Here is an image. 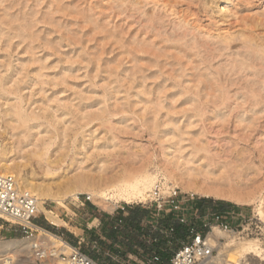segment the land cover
Returning <instances> with one entry per match:
<instances>
[{
	"label": "rangeland",
	"instance_id": "rangeland-1",
	"mask_svg": "<svg viewBox=\"0 0 264 264\" xmlns=\"http://www.w3.org/2000/svg\"><path fill=\"white\" fill-rule=\"evenodd\" d=\"M195 1L200 7L189 0H0V146L38 184L143 168L192 174L195 185L212 181L252 199L235 205L193 195L240 212L242 218L226 220L235 232L219 242L256 240L264 248V221L253 201L258 194L264 199V60L243 45L255 35L254 44L264 41V32L250 30L264 17V0H234L226 13H217L211 0ZM77 197L91 203L79 194L45 207L68 225ZM147 200L117 206L153 215L142 207ZM158 219L179 231L162 249L169 259L185 229L168 213ZM36 221L65 230L43 215ZM23 239L0 219V243ZM81 251L100 258L89 244ZM22 261L47 263L36 255Z\"/></svg>",
	"mask_w": 264,
	"mask_h": 264
},
{
	"label": "bare ground",
	"instance_id": "bare-ground-1",
	"mask_svg": "<svg viewBox=\"0 0 264 264\" xmlns=\"http://www.w3.org/2000/svg\"><path fill=\"white\" fill-rule=\"evenodd\" d=\"M233 2L234 0H224L222 6H217L214 3V0H211V3L215 8L214 10L217 13H226L227 5L233 4ZM189 3H194L196 7H200L199 3L195 0H189ZM167 5L169 4H162L161 6L162 8H165ZM201 6L205 9L204 6H206V4L202 3ZM208 8L211 10L212 7ZM198 10L200 11L201 9L199 8ZM195 15L198 20V14L196 11ZM152 18L150 17V19ZM150 19L148 21L151 22ZM155 19H157V17ZM154 21L157 20H153V22ZM250 30L251 33L254 34L257 31L264 32V17L252 23ZM182 37L181 40L186 36L183 35ZM256 38H260L259 35L246 37L243 41V45L244 47L246 46L245 48L251 49L254 52H261L260 54L264 57V41H262L261 44H254ZM263 57L262 59L264 60ZM13 162L14 161L11 162L9 160L7 150L0 146V166L3 171L11 174L15 178L16 184L20 190L28 192L36 197L38 201V211L54 226H60L64 223L52 210L47 209L45 204L47 202L61 204L68 198H76L79 194L86 195L92 204L108 212L113 211L120 202L125 204L144 202L151 197L153 189L157 186L159 187V191L166 189H180L184 193L229 201L235 205H243L247 201V203H249L250 200L248 194V198L240 197L241 195L238 196L233 194V191H225L224 189L217 187L216 184V186L213 185L214 182L211 184L212 181H209L210 184L206 185H195V183L191 181V179H194L195 177L192 178V174L181 173L180 177H177L174 174L169 173L167 169H154L150 172L143 168L139 171H135V173L119 174H113L112 171V174H110L108 170H102L97 174L80 172L78 175H75L73 178L71 177V179L66 180L63 183L60 181L61 183L59 182L58 184H38L33 177L29 178L22 172L21 165H17ZM51 171L52 170L47 169L46 176L52 174ZM258 195H255L257 196L255 197L256 200L253 198L254 195L251 196V198L254 199L253 201H257V206L255 207L257 212L256 215H258L261 222H263L264 199L262 196L259 197ZM250 201H252V199ZM39 231L45 234L36 235L31 239H23L21 242L0 243V264H21L23 262L22 260H25L26 255L40 256L41 259H45L47 263L52 262L59 264V254L67 255L69 252L67 246L68 243L66 244V242H63L43 230ZM226 236L227 234L222 230L216 227L212 229L210 234L211 245L213 250L215 249L218 252V256H212L206 264H264V248L261 247L262 245H259V241L235 242L233 241V238L229 237L231 240L228 239L230 240L228 244L226 243V245H223L219 242V239H223ZM20 243H26V246L18 249L19 255L10 254V252L14 250L13 248L17 247ZM18 256H21V260L16 261L15 258Z\"/></svg>",
	"mask_w": 264,
	"mask_h": 264
},
{
	"label": "built area",
	"instance_id": "built-area-1",
	"mask_svg": "<svg viewBox=\"0 0 264 264\" xmlns=\"http://www.w3.org/2000/svg\"><path fill=\"white\" fill-rule=\"evenodd\" d=\"M78 199L77 197V202ZM86 199L89 201L87 197ZM194 200L193 195L182 197L175 189L161 194L157 186L153 189L146 204L142 206L146 205V208L152 209L156 218L163 217L167 213L174 216L175 222L185 229V239L180 241V246L169 259L168 264H206L213 256L214 251L210 239L213 227L229 234L235 232L234 228L223 221L217 213L210 212L203 219L196 215L188 217L185 213V204ZM83 206L84 203L79 201L75 207L80 208ZM126 208L127 205H119L112 212H124ZM39 215L43 214L38 211L36 197L20 190L15 178L11 174L5 173L0 166V219L14 227H18L24 238L31 239L40 233L39 230H43L35 223ZM122 226L123 219L116 217L111 225V230L119 232ZM160 233L166 239H169L175 233V227L166 225V227H161ZM156 241L154 238L151 240L152 243H156ZM67 246L69 252L67 255L59 254V264H97L92 258L83 253L79 246L69 244ZM93 249L98 250L96 244ZM159 263L160 257L156 253H151L150 256L142 258V264Z\"/></svg>",
	"mask_w": 264,
	"mask_h": 264
},
{
	"label": "crops",
	"instance_id": "crops-1",
	"mask_svg": "<svg viewBox=\"0 0 264 264\" xmlns=\"http://www.w3.org/2000/svg\"><path fill=\"white\" fill-rule=\"evenodd\" d=\"M198 200H200V198L187 204V206H190L192 211L189 217L196 215L203 219L204 216L212 212L219 214L225 222H228L226 220L234 219V216L235 218H242L240 212H237V210H235L236 208L230 204L229 207H216L213 204L214 202L206 200V202L201 203ZM95 207L96 206L92 203L84 204V206L79 208L77 211L79 216L73 212L72 216L67 218L68 225L62 220L65 224H63L64 226L62 227H64L65 230L55 229V234L53 235L69 245L79 246L80 249L89 244L91 245L92 250H94L93 246L96 244L98 250L95 251L100 253V258L94 257L84 251L82 252L92 258L95 262H97V264H142V258H144V256H150L151 253L159 255V264H168L170 258L167 259L165 257L162 249L165 250V248H168V245L171 244V239H175V233L169 239H166L160 233L161 227L164 226L161 223L162 221L155 217V212L152 209L153 215L151 212L145 210L142 211L134 209L128 211L129 208H126L124 212L109 213L99 211L97 210V207ZM137 213L138 215L140 213L142 215V218H139V220H137V217L140 216L136 217ZM64 217L66 218L65 215ZM116 217L123 219V226L119 232H113L111 230V225ZM175 224L180 226L176 222ZM65 226H68L75 231L73 232ZM151 228L153 232L149 230ZM43 230L49 233V231L45 229ZM93 237L96 241L92 240ZM153 238L157 240L156 243L151 242ZM184 239L185 235L179 238L181 241ZM103 241L110 246L105 244ZM146 244H151L152 248L146 249ZM101 248L103 250H101ZM121 251H123V253H121ZM166 259L167 261H165Z\"/></svg>",
	"mask_w": 264,
	"mask_h": 264
},
{
	"label": "trees",
	"instance_id": "trees-1",
	"mask_svg": "<svg viewBox=\"0 0 264 264\" xmlns=\"http://www.w3.org/2000/svg\"><path fill=\"white\" fill-rule=\"evenodd\" d=\"M198 201H200L201 203L206 202L205 199H200V200H198ZM209 202H211V201H209ZM213 204H214L216 207H217V206H223V207H229V206H230L228 203L223 202V201H217V202H214ZM135 218H136V217H135ZM35 223H36L38 226H40L41 228H43V229H45V230H48L49 232L55 234V230H53V229L50 230V228L46 227L44 224L39 223V222H37V221H35ZM177 232L179 233V231H177V229L175 228V234H177Z\"/></svg>",
	"mask_w": 264,
	"mask_h": 264
}]
</instances>
